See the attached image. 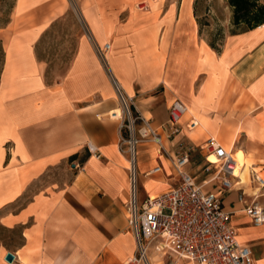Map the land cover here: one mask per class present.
Segmentation results:
<instances>
[{"label": "crops", "instance_id": "obj_1", "mask_svg": "<svg viewBox=\"0 0 264 264\" xmlns=\"http://www.w3.org/2000/svg\"><path fill=\"white\" fill-rule=\"evenodd\" d=\"M225 1L233 26L217 50L199 21L201 0H75L85 29L65 73L50 78L39 45L71 6L17 0L10 27L22 26L5 41L0 81V225L21 230L22 245L1 246L0 264H126L136 256L127 212L133 166L120 149L121 123L109 117L121 110L115 88L136 115L152 120L170 154L194 147L188 170L199 180L211 138L237 167L250 162L249 184L223 198L240 242L251 247L254 264H264V225L255 226L244 211L254 193L256 201L264 195L251 180L264 169V0ZM175 100L191 113L169 140L164 126ZM193 119L199 127L189 130ZM139 145L144 196L173 188L169 158L153 142ZM140 152L149 158L139 160ZM57 168L72 174L69 184L34 191Z\"/></svg>", "mask_w": 264, "mask_h": 264}, {"label": "built area", "instance_id": "obj_2", "mask_svg": "<svg viewBox=\"0 0 264 264\" xmlns=\"http://www.w3.org/2000/svg\"><path fill=\"white\" fill-rule=\"evenodd\" d=\"M109 48L107 44L104 51ZM118 93L124 108V117L119 120L122 132L120 149L126 151V146L131 149L142 142L155 143L160 154L169 158L177 178L173 188L140 202L138 175L130 170L128 223L135 237L137 252L126 264H150L148 257L152 253L160 254L164 264L167 260H171L170 264L178 261L189 264H254L251 247L240 242L231 223L232 212L224 205V195L243 182L235 174L237 162L232 154L214 138L208 140L202 148L206 151V166L203 169L205 178L200 181L188 170L193 164L194 147L180 145L170 154L164 145L163 135L153 127L152 120L134 115L119 88ZM187 111V106L179 100L170 105L169 119L164 126L166 139L172 140L181 132V121ZM197 127L198 121L194 119L187 125L189 130ZM125 129L130 131V138L124 137ZM211 156L216 158L215 162ZM159 171L161 168L154 172ZM251 180L264 188V180L258 172H252ZM253 196L254 200L246 205L244 211L255 226H262L264 206L256 201L257 192ZM239 201H244V195L239 196Z\"/></svg>", "mask_w": 264, "mask_h": 264}, {"label": "rangeland", "instance_id": "obj_3", "mask_svg": "<svg viewBox=\"0 0 264 264\" xmlns=\"http://www.w3.org/2000/svg\"><path fill=\"white\" fill-rule=\"evenodd\" d=\"M16 2L17 0H0V81L5 61V41L10 35L11 31H14L16 29L18 30L22 26V23L18 22L17 24H15V27H10L12 21L14 20ZM225 2V0H201L200 7L197 11L199 13V21L202 26V30L204 31L203 33L209 38L210 42L214 44H220L223 41L226 33H231L232 30L233 15L228 6H226ZM68 3L70 4L71 9L67 17L63 21L55 23L46 32L39 45V56L47 62L50 71V78H60L65 73L70 61L73 58L78 37L84 32L85 29L81 19V14L78 10L75 0H68ZM115 90L117 92L119 106L120 108H122L123 103L119 96L118 90L116 88ZM128 104L131 107V104L129 102ZM131 111L134 115H136L132 108ZM189 113H191V111ZM109 117L111 118V116ZM125 120L126 125H129L128 119ZM123 135L125 138H130V131L128 129H125L123 131ZM142 147L143 145H139V148L138 146H136V156L137 152H139ZM129 149L130 146H126L125 153L128 161L130 162L131 152ZM153 149L158 150L157 146L154 145ZM138 158L139 160L141 158L147 160L149 158V155L146 152H140L138 153ZM251 163L253 164L254 161H251ZM258 163L259 162H256V164ZM242 164L244 165V168H249L245 183L249 184V176L252 166L248 161ZM64 169L65 168H57L49 172V174L44 177L40 183H38L34 191H37L38 189H44L45 187L51 190L53 188V185H55L57 188L67 186L71 181L72 174H68V171H64ZM192 169L195 170V166H193ZM261 170L262 168L258 167L256 171L259 173L258 175L262 179H264V169L262 171ZM138 174L139 199L141 202L146 198V196H144L143 188H145V190L147 191V187L144 185V179L140 176V171H138ZM249 192L252 193V190L250 188ZM27 201V199L18 201L13 206L14 210L17 211ZM257 201L264 204V195ZM21 245V230H8L0 225V247L4 246L8 247V249L10 250L17 251V249L21 247ZM150 255L156 256L153 253ZM170 263L171 260L166 261V264ZM180 264L184 263L180 262Z\"/></svg>", "mask_w": 264, "mask_h": 264}, {"label": "bare ground", "instance_id": "obj_4", "mask_svg": "<svg viewBox=\"0 0 264 264\" xmlns=\"http://www.w3.org/2000/svg\"><path fill=\"white\" fill-rule=\"evenodd\" d=\"M120 109L121 110H118V111L110 113L109 115L111 116V118H113L114 120H117V121L123 119V117H124V108H120ZM125 110H126V107H125ZM189 112H190V110H188L186 114H188ZM198 127H199V123H198ZM157 148H158L157 151L159 152V147H157ZM130 152H131L130 166H133V167L130 168V170H132L133 172L137 173V168H136V146L135 145L131 147ZM210 159L213 162H215L216 158L214 156H211ZM240 167H236L235 174L242 178L243 183H246V179H247V175H248V172H249V168L248 167L244 168L243 164H241ZM155 255L156 256L150 255L152 257H150V256L148 257V260H149L150 264H164L162 256L160 254H155ZM179 263L180 262L178 261L175 264H179Z\"/></svg>", "mask_w": 264, "mask_h": 264}, {"label": "water", "instance_id": "obj_5", "mask_svg": "<svg viewBox=\"0 0 264 264\" xmlns=\"http://www.w3.org/2000/svg\"><path fill=\"white\" fill-rule=\"evenodd\" d=\"M15 259V256L12 254V253H9L7 256H6V261L7 262H13Z\"/></svg>", "mask_w": 264, "mask_h": 264}, {"label": "trees", "instance_id": "obj_6", "mask_svg": "<svg viewBox=\"0 0 264 264\" xmlns=\"http://www.w3.org/2000/svg\"><path fill=\"white\" fill-rule=\"evenodd\" d=\"M210 44H211V46H212L214 49L219 50V47L217 46V44H214V43H211V42H210Z\"/></svg>", "mask_w": 264, "mask_h": 264}]
</instances>
